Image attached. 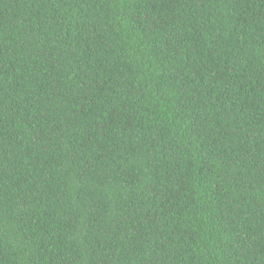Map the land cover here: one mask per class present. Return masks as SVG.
<instances>
[{
  "label": "trees",
  "instance_id": "16d2710c",
  "mask_svg": "<svg viewBox=\"0 0 264 264\" xmlns=\"http://www.w3.org/2000/svg\"><path fill=\"white\" fill-rule=\"evenodd\" d=\"M0 264H264V0H0Z\"/></svg>",
  "mask_w": 264,
  "mask_h": 264
}]
</instances>
